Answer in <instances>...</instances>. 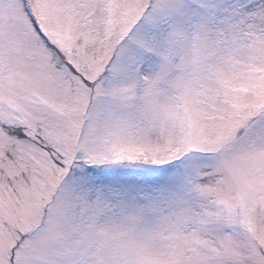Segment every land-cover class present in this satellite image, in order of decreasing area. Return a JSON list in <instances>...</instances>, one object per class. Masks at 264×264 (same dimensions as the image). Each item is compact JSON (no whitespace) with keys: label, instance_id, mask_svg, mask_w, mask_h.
<instances>
[{"label":"snow or ice","instance_id":"6c2138e0","mask_svg":"<svg viewBox=\"0 0 264 264\" xmlns=\"http://www.w3.org/2000/svg\"><path fill=\"white\" fill-rule=\"evenodd\" d=\"M0 264H264V0H0Z\"/></svg>","mask_w":264,"mask_h":264}]
</instances>
